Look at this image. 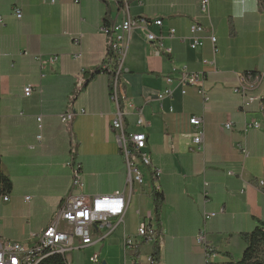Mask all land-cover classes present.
Returning <instances> with one entry per match:
<instances>
[{
    "label": "crops",
    "instance_id": "crops-1",
    "mask_svg": "<svg viewBox=\"0 0 264 264\" xmlns=\"http://www.w3.org/2000/svg\"><path fill=\"white\" fill-rule=\"evenodd\" d=\"M76 1L0 0V170L13 185L10 200L0 201V238L33 243V235L54 220L72 193L68 161L81 164L87 195L126 189V158L112 128L117 111L110 97L112 72L104 70L89 78L107 61L110 36L101 26L121 24L128 16L146 17L162 21L161 26L151 23L149 29L172 53L154 54L158 44L149 42L139 28L132 29L123 62L126 101L121 109L128 132L146 133L144 152L152 165L148 172L161 171L158 191L165 201L155 264H224L240 258L246 248L240 234L264 224V186H260L264 111L258 103L243 110L234 87L239 73V86L250 88L256 81L244 73L264 72V6L260 0H211L208 17L200 10L201 0ZM16 9L22 11L21 19ZM195 18L204 30L198 34L202 45L192 49ZM212 28L218 39L215 57ZM171 29H175L173 37ZM54 56V63L46 66L38 60ZM203 60H215V64ZM182 65L204 74L211 96L207 109L195 87L182 94L174 71ZM167 77L173 78L171 84ZM28 85L33 92L26 97ZM167 89L172 95L158 100L157 94ZM253 94L261 102L264 81ZM69 109L76 115L63 122L61 115ZM139 111L149 126L138 125ZM195 115L204 117L202 150L193 142L197 129L189 120ZM253 119L261 121L262 127L245 138L243 124ZM227 122L232 123L231 129L224 127ZM245 141L247 156L239 147ZM144 170L148 184L138 187L136 202L131 200L123 220L115 222L114 232L81 249L90 251V264L96 247L102 244L103 249L119 228L123 232L114 243L120 242L97 253L101 264H129L124 239L135 237L142 219L149 212L154 214V180ZM27 211L31 212L29 226L17 229L12 216L28 219ZM204 212L216 215L205 222ZM130 214L137 218L133 232L126 229ZM203 227L206 241L219 254L211 260L196 238ZM137 250L148 261L153 243L144 242ZM76 251L80 250L71 253L72 264H85L79 262L86 260H80ZM222 252L231 253L233 259Z\"/></svg>",
    "mask_w": 264,
    "mask_h": 264
},
{
    "label": "built area",
    "instance_id": "built-area-1",
    "mask_svg": "<svg viewBox=\"0 0 264 264\" xmlns=\"http://www.w3.org/2000/svg\"><path fill=\"white\" fill-rule=\"evenodd\" d=\"M54 2V0H52ZM76 2H79L78 0ZM211 0H201L200 10L206 15L210 16ZM16 17L21 19L23 14L20 9L15 10ZM153 23L158 26L162 25L161 20H152L146 17L132 18L128 16L121 24H116L112 27L101 26V31L110 36V46L107 54V61L102 65V69L112 72V84L110 97L116 104L117 111L112 121V128L115 133V137L119 146V149L126 158V163L129 172V180L127 181L126 189L117 191L112 194H97L87 195L84 193L85 182L84 173L80 163L68 161L65 163L66 167L71 170V183L72 193L64 201L60 210L58 211L54 220L45 228L41 229L40 233L33 235V243H20L9 239L0 238V264H16L19 260H27V264H37L42 259V254H59L62 255L67 262L72 264L71 253L73 250L85 249L99 243L101 240L110 236L117 225L115 222H121L131 204L132 196L134 194L133 185H137L139 189L144 188L146 172L140 168L149 169L151 165L150 159L144 152L147 143V136L144 132H128L126 130V124L124 119V112L121 109L122 102L126 101V93L123 89L122 73L123 62L126 55L127 45L129 43L130 34L133 28H139L146 36L149 42H155L159 48L154 51V54L160 55L163 50L164 53L171 54L172 48L165 46L163 41L157 37L149 29V25ZM204 30V26L197 21L191 25L192 42L190 47L197 49L202 45V42L198 36L200 32ZM211 43L213 47L214 57L218 53V48L215 45V33L211 30ZM175 29H171L170 35L173 37ZM78 57V56H76ZM57 57H49L47 60L38 58L40 63L44 66L50 63H54ZM203 63L215 64V60L209 62L203 60ZM178 74V84L181 87L183 95L187 93V88L193 86L197 89L198 94L203 100L204 109H207L211 103V96L206 86V79L204 74L192 72L187 65H182L179 68L174 69ZM249 77H256V84H250V88H242L239 86V79H241V73L237 75L236 85L234 92L240 96L241 108L247 110L254 104L258 103V108L264 106V102L258 101V95L253 94V91L264 81V72L250 73ZM247 80V79H246ZM167 82L171 84L173 78L167 77ZM33 92V88L28 85L24 89V94L29 97ZM173 91L167 89L164 92L157 94V99L162 100L166 96H171ZM76 112L69 109L66 113L61 115L63 122L72 121ZM41 117L38 118L39 127L41 128ZM197 132L195 133L193 142L199 146L202 150L204 147V117L203 115L192 116L189 120ZM138 125L149 126L150 123L144 117L141 111L138 112ZM226 129L232 128V123L227 122L224 124ZM262 123L259 120L245 121L243 124V134L245 138L251 130L261 129ZM42 138L41 135L38 136ZM244 155L249 154V148L247 141L239 145ZM132 157L135 159L133 160ZM151 176V172L147 170ZM154 187L155 190H160V184L158 178L161 175L159 169H154ZM128 185L129 189H128ZM260 186H264V181H261ZM31 197H26V201L29 202ZM10 200L9 194H3L0 196V201L8 202ZM216 215L215 212H204L203 219L208 221ZM103 232V233H102ZM157 233V226L154 218V214L147 213L142 219L137 229L135 237L126 235L124 239V246L126 254L130 261L129 264H154L152 261V253L148 258V261H143L140 256H136V248L144 242H151L154 244ZM207 231L203 227L198 232L196 238L202 245L205 252V256L219 255L217 251L206 241ZM35 246H42L41 255H31V248ZM91 264H101L100 254L94 252L90 257Z\"/></svg>",
    "mask_w": 264,
    "mask_h": 264
},
{
    "label": "trees",
    "instance_id": "trees-1",
    "mask_svg": "<svg viewBox=\"0 0 264 264\" xmlns=\"http://www.w3.org/2000/svg\"><path fill=\"white\" fill-rule=\"evenodd\" d=\"M262 6H264V0H260ZM104 71L103 69L96 70L91 74L90 78H93L96 74ZM247 77L250 73H244ZM252 81L256 80V77H252ZM264 102V98L260 100ZM264 111L263 106H261ZM13 188L11 179L6 176L0 170V195L9 194ZM153 206H154V218L157 226V233L155 237V242L153 244L152 250V261L153 263H158L160 256V235L162 230L161 224V215H162V206L165 201V196L153 189ZM242 240L246 244V248L240 258L233 259V255L229 252H222V255L233 260L227 261L224 264H264V224L257 226L252 231L242 232L240 234ZM138 255V250L136 251ZM136 255V256H137ZM41 264H70L65 260L62 255L55 254L50 255L47 258L43 259Z\"/></svg>",
    "mask_w": 264,
    "mask_h": 264
},
{
    "label": "rangeland",
    "instance_id": "rangeland-1",
    "mask_svg": "<svg viewBox=\"0 0 264 264\" xmlns=\"http://www.w3.org/2000/svg\"><path fill=\"white\" fill-rule=\"evenodd\" d=\"M132 159L134 160L135 158L134 157H132ZM142 170H143V172H146L145 170H144V168H142V167H140ZM146 176V175H145ZM128 180H129V172H128ZM148 184V182H147V180H146V177H145V184L143 185V187L145 188L146 187V185ZM129 186L130 185H128V189H129ZM133 191H134V195L132 196V204H134L135 202H136V200H137V197H138V187H137V185H133ZM27 218L28 219H20L19 218V215H17V216H15V215H13L12 216V218L15 220V222H16V228L17 229H27V227L29 226V224H30V220H31V212H28L27 211ZM10 220H11V218H10ZM136 225H137V218H136V216L134 215V214H130V216H129V218H128V220L126 221V229L129 231V232H133L134 230H135V228H136ZM121 232H123V229L122 228H119L117 231H116V233H115V237H119V235H120V233ZM115 237L113 238H110V239H108L106 242H105V244L103 245L104 247H103V249H101V247H102V244H101V246H98V247H96V251L97 252H99V251H103L107 246H109V245H111V246H114L115 247V245H117L119 242H120V239L118 240V242H116V243H114L115 242ZM10 240H12V241H15V242H18V241H22L21 239L20 240H14V239H10ZM151 245L149 244V246H147V248H149ZM76 255H79V257H80V260L82 259V260H86V261H79V262H81V263H85V264H90L89 263V256H90V251H85V250H80L79 252H74ZM75 254H73V256H74V258L76 259V255ZM77 263V261H73V264H76ZM209 263V262H208Z\"/></svg>",
    "mask_w": 264,
    "mask_h": 264
},
{
    "label": "bare ground",
    "instance_id": "bare-ground-1",
    "mask_svg": "<svg viewBox=\"0 0 264 264\" xmlns=\"http://www.w3.org/2000/svg\"><path fill=\"white\" fill-rule=\"evenodd\" d=\"M217 37L215 35V45L217 44ZM256 81V80H255ZM264 108V106H263ZM151 163V161H150ZM152 165L148 166V167H151ZM153 171L154 170H151V174H152V178H154V175H153ZM161 176V175H160ZM65 201V200H64ZM54 219V218H53ZM47 227V226H46ZM42 254V246H35V247H32L31 248V255H41ZM52 254H42V259L39 260V263L37 264H41L42 260L47 258L48 256H50ZM217 256V255H216ZM207 258H215V256H207ZM213 260V259H212ZM208 261V260H207ZM70 263V262H69ZM16 264H27V260H19L18 262H16ZM71 264V263H70Z\"/></svg>",
    "mask_w": 264,
    "mask_h": 264
}]
</instances>
